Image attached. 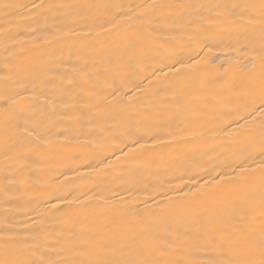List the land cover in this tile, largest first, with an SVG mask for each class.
Segmentation results:
<instances>
[{"label":"bare ground","instance_id":"6f19581e","mask_svg":"<svg viewBox=\"0 0 264 264\" xmlns=\"http://www.w3.org/2000/svg\"><path fill=\"white\" fill-rule=\"evenodd\" d=\"M246 3L259 0H0V96L11 98L0 100V258L8 242L37 264L79 259L83 242L95 240L119 259L145 230H204L176 255L209 264L234 251L213 231L239 240L244 225L259 228L264 135L259 121L236 122L248 82L259 83L258 61L243 54L259 23L218 21L224 9H212ZM109 4L132 17L119 32L101 28L112 13L99 6ZM173 22L177 30L160 27ZM138 32L145 39L136 51L119 47ZM178 32L184 39L160 59L141 58ZM175 60L185 65L179 73L163 67ZM81 71L110 102L76 122L60 89L74 97L67 79Z\"/></svg>","mask_w":264,"mask_h":264},{"label":"snow or ice","instance_id":"6c2138e0","mask_svg":"<svg viewBox=\"0 0 264 264\" xmlns=\"http://www.w3.org/2000/svg\"><path fill=\"white\" fill-rule=\"evenodd\" d=\"M101 8L108 9L112 15L110 18L104 19L101 28L106 32H119L124 28V21H131L132 17L128 16L122 9L120 5L109 4L101 5ZM148 7H152L149 5ZM224 9L223 12H217L216 17L218 21H225L228 17L232 18V23L243 24L246 20L249 26H255L256 22L259 23V36L258 38L253 35L250 40L251 52L247 50V47L243 49L244 55H250L253 61V67L256 66L255 62L258 61L260 66L259 83L256 84L253 81H249L247 87L249 88V93L247 96L246 103L241 109V115L237 118L239 128L243 129L245 125H253L259 121V127L261 129L262 135H264V0H259V3H246L243 5L234 4H217L213 5L212 9ZM240 9V11H237ZM142 21V17H138ZM201 23H204L201 20ZM209 25L214 24L215 21H208ZM190 26V25H189ZM161 28H169L170 30H177L176 25L173 22L169 25H160ZM196 34L199 35L204 31L203 28L196 29ZM150 35V33L148 34ZM145 39L143 34L137 33L135 39L122 36L120 38L119 47L129 48L131 47L136 51V44L142 43ZM184 39V35L178 32L177 36L171 37L168 41L163 44L156 46L155 51L151 47L147 48L141 53V58L149 54L154 55L157 59H160V53L166 51V45H174L178 40ZM189 39H192L189 37ZM237 49L236 51H240ZM111 62V58H110ZM199 61H197L198 63ZM180 63L178 60L173 61V63H165L163 67H166L169 72L179 73L181 69L185 67L184 64H180V67H175L176 64ZM159 71H163L160 68ZM156 74L154 70L153 75ZM167 72L164 73L167 76ZM159 78V77H157ZM63 81L64 78L62 77ZM96 83H98V78L93 74L81 71L78 74V78L70 77L67 79V84L72 88L78 89L75 96H71L68 91L61 88V95L68 98V102L63 104V107L68 111L72 112L74 115L69 117L76 122H80L84 119V116L80 114L84 109L88 113H92L93 107L99 110V105L101 102L109 103L107 96H98L97 93L92 90L95 88ZM88 90V91H86ZM87 97L86 100L81 99L82 97ZM11 98L7 96H0V100H3L6 104ZM23 97L20 101H13V104L20 103L23 101ZM112 99H116L115 96ZM131 99V97H129ZM56 105H53L55 107ZM239 120H243V124H239ZM88 123H94V115L90 116ZM25 133L28 129H24ZM33 135L35 140L39 141L40 136L36 134L35 129H33ZM35 147V146H34ZM34 147L26 148L24 151L17 153L20 160L26 159L28 153L34 150ZM261 155H264V150H262ZM257 167L260 169L261 177V201L264 203V160H262ZM247 217V212L245 213ZM259 228L249 227L244 225L241 230L240 239L232 240L228 235H220L218 232L213 231L211 238L213 240L219 241L221 248L230 247L234 249L231 252L228 259H220L209 262V264H264V214L260 216ZM233 234H236L237 230H232ZM259 233L258 240L249 243L253 240L256 233ZM204 235V230L196 234L193 237L188 232H185L183 236L175 235L172 233L165 232L163 234L158 232H153L151 230H145L139 240V243L132 247H128L127 251L123 253L119 259L108 258V249L105 245L95 241V240H85L83 242V247L87 251L83 253H77L79 259L62 258L55 261H40L39 264H201L200 261L188 258H177L176 254L186 252L188 248L195 247L198 239ZM3 258H0V264H37V261L18 258L20 253V248L15 243H8L2 246ZM258 255V258H257Z\"/></svg>","mask_w":264,"mask_h":264}]
</instances>
